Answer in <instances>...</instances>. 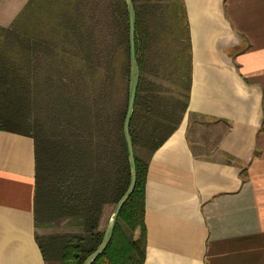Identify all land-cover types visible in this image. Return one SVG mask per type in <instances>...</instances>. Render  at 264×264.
<instances>
[{"label":"trees","instance_id":"1","mask_svg":"<svg viewBox=\"0 0 264 264\" xmlns=\"http://www.w3.org/2000/svg\"><path fill=\"white\" fill-rule=\"evenodd\" d=\"M133 2L137 184L93 264H144L148 162L182 123L191 92L183 0ZM129 31L126 0H29L9 27L0 26V129L34 140L36 232L60 223L71 230L36 233L46 264H84L103 241L105 212L129 187Z\"/></svg>","mask_w":264,"mask_h":264},{"label":"crops","instance_id":"2","mask_svg":"<svg viewBox=\"0 0 264 264\" xmlns=\"http://www.w3.org/2000/svg\"><path fill=\"white\" fill-rule=\"evenodd\" d=\"M183 3L191 92L148 162L144 264H264V0ZM35 192L34 140L0 129V264H46Z\"/></svg>","mask_w":264,"mask_h":264},{"label":"water","instance_id":"3","mask_svg":"<svg viewBox=\"0 0 264 264\" xmlns=\"http://www.w3.org/2000/svg\"><path fill=\"white\" fill-rule=\"evenodd\" d=\"M128 12H129V23H130V31H129V39H130V85H129V99H128V108L127 113L124 121V136L127 143V149L129 153V160H130V168H131V180L129 187L125 194L122 196L120 201L118 202L115 211L112 215L108 228L105 232V236L103 238L102 243L93 252L88 258L86 259L84 264H93L96 259L101 256V254L107 249L109 246L113 235L114 230L117 224V220L119 215L125 206V204L130 199L131 195L133 194L136 184H137V165L135 159V152H134V144L130 133V124L132 121V117L134 114L135 103L137 98L138 86H139V79H140V68L136 57V11L133 0H126Z\"/></svg>","mask_w":264,"mask_h":264},{"label":"rangeland","instance_id":"4","mask_svg":"<svg viewBox=\"0 0 264 264\" xmlns=\"http://www.w3.org/2000/svg\"><path fill=\"white\" fill-rule=\"evenodd\" d=\"M25 0H0V22H7L10 17H12L14 14L16 15L15 17L18 16V14L22 11V9L25 7V5L29 2V0H26L27 3L23 4ZM22 4H21V3ZM19 3V4H18ZM145 3V0H137V5L139 7L143 6ZM14 17V16H13ZM15 17L13 21L15 20ZM12 21V22H13ZM12 22L8 24V26H1V27H9ZM145 78H149L147 74H145ZM141 158L145 159L146 156L144 154H140ZM115 211V208L110 207L107 209L105 212V216L102 221L101 225V230H107L108 225L110 223V220L112 218V215ZM125 232L127 236H130V231L129 229L125 228ZM70 228L63 224H53V225H47L44 227H38L37 228V236L40 239H43L46 236H51L55 235L58 233H64V232H70Z\"/></svg>","mask_w":264,"mask_h":264}]
</instances>
